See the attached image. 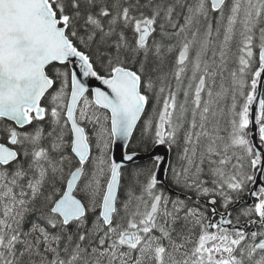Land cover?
<instances>
[{"label":"snow or ice","instance_id":"1","mask_svg":"<svg viewBox=\"0 0 264 264\" xmlns=\"http://www.w3.org/2000/svg\"><path fill=\"white\" fill-rule=\"evenodd\" d=\"M0 264H264V0H0Z\"/></svg>","mask_w":264,"mask_h":264},{"label":"water","instance_id":"2","mask_svg":"<svg viewBox=\"0 0 264 264\" xmlns=\"http://www.w3.org/2000/svg\"><path fill=\"white\" fill-rule=\"evenodd\" d=\"M116 151H117V155H119V149H116ZM158 151H159L161 154H163V153L165 152V149H164L163 147H161ZM140 161H145V159H138V160H136L134 163H138V162H140ZM160 178H161V180H165V179H166V177H165V175H164L163 172H161V174H160Z\"/></svg>","mask_w":264,"mask_h":264},{"label":"trees","instance_id":"3","mask_svg":"<svg viewBox=\"0 0 264 264\" xmlns=\"http://www.w3.org/2000/svg\"><path fill=\"white\" fill-rule=\"evenodd\" d=\"M145 162H147L146 160L145 161H140V162H138V163H135V165H140V164H143V163H145Z\"/></svg>","mask_w":264,"mask_h":264}]
</instances>
